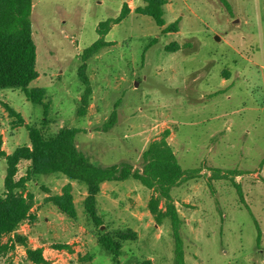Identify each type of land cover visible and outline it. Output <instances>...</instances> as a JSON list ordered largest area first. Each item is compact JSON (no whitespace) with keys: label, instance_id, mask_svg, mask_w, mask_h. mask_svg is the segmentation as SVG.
<instances>
[{"label":"rangeland","instance_id":"374dc122","mask_svg":"<svg viewBox=\"0 0 264 264\" xmlns=\"http://www.w3.org/2000/svg\"><path fill=\"white\" fill-rule=\"evenodd\" d=\"M227 1L230 11L220 0H166L162 27L133 11L112 25L104 38L111 44L86 61L92 93L80 116L82 50L98 38V22L116 17L123 2L134 9L142 0H32L38 77L29 87H42L47 104L32 103L17 87L0 88L2 148L10 153L29 144L27 125L46 137L76 127V146L92 163L129 161L140 168L144 149L168 130L165 141L181 167L200 168L197 178L171 190L182 219L185 264H264V0ZM176 19V32L162 31ZM170 42L179 48L165 50ZM4 104L21 114L23 124ZM112 111L114 124L105 130ZM28 164L18 163L15 178ZM5 167L0 157V195ZM212 168L237 170L234 180L249 208L231 181H211ZM68 182L73 219L45 201ZM26 191L33 195L34 219L18 230L29 246L42 248L47 264H114L85 216L82 185L53 173L32 176ZM155 196L132 178L100 188V230L136 233L123 242L119 264H173L169 222L157 224L148 208ZM11 237L4 235L2 243L9 245ZM0 264L34 263L15 245L0 252Z\"/></svg>","mask_w":264,"mask_h":264},{"label":"trees","instance_id":"16d2710c","mask_svg":"<svg viewBox=\"0 0 264 264\" xmlns=\"http://www.w3.org/2000/svg\"><path fill=\"white\" fill-rule=\"evenodd\" d=\"M220 2L230 11L227 0ZM166 0H142L133 12L150 16L155 24L162 27L165 24L164 4ZM32 0H0V88L17 87L26 98L35 104L46 106L44 102L45 90L42 87H29V83L38 77L35 68L36 47L31 31L30 15ZM130 12L126 2H123L119 14L114 18H107L98 22L96 32L98 38L85 47L80 55L81 63L78 67V76L82 83V92L77 107V115H84L90 102L92 88L85 71L86 61L101 48L111 44L105 41V35L111 26L121 21ZM177 19L167 24L163 32H176ZM165 50L175 51L179 48L177 42H170ZM8 114L15 117L14 122L23 124L20 113L8 104H4ZM115 111L104 123V129L114 124ZM29 144L18 145L10 153L2 148L0 138V157L5 160L6 167L3 175V192L0 195V252L20 245L24 248L27 259L34 264H47L42 254V248H33L28 245L24 233H20L19 225L27 220H33L31 208L33 195L26 191V184L35 175L59 174L69 181H74L85 188L86 196L83 200L85 216L97 228V242L111 255L114 264H119L123 242L136 239V233L130 229L105 231L100 230L103 220L97 212V195L101 184L108 181H122L132 178L148 189H152L156 196L151 198L148 208L154 215L155 222L160 224L164 219L169 222L173 241V264H185L183 240L180 235L182 219L178 214L171 196V190L200 175V168L183 169L171 147L165 141L168 130L163 132L159 140L151 141L142 152L140 168H135L129 161L103 166L92 163L76 146L75 136L79 132L76 127H62L52 136H44L35 126H26ZM21 160L29 162L25 174L15 178L17 165ZM264 162V160H263ZM239 175L237 170L212 168L209 176L212 180L228 179L236 188L240 203L245 204L243 192L234 177ZM208 180L210 190H213ZM60 213L68 218L76 217L75 205L71 193V184L62 186L61 194L46 197ZM162 202V208L159 203ZM257 245L260 244L261 231L256 223ZM12 234L8 243H2V237ZM64 247L65 245H61ZM60 246V247H61Z\"/></svg>","mask_w":264,"mask_h":264},{"label":"crops","instance_id":"0c3cea01","mask_svg":"<svg viewBox=\"0 0 264 264\" xmlns=\"http://www.w3.org/2000/svg\"><path fill=\"white\" fill-rule=\"evenodd\" d=\"M126 2H128V1H126ZM131 2H132V0H131ZM127 5H128V7L130 8V12H129V14H128V16H129V15L132 14L133 9L131 8V5H130L129 3H127ZM32 8H33V2H32ZM108 34H109V32L106 34V36H107ZM104 183H105V182H103V183L101 184V188H102V186H103Z\"/></svg>","mask_w":264,"mask_h":264},{"label":"water","instance_id":"95a60500","mask_svg":"<svg viewBox=\"0 0 264 264\" xmlns=\"http://www.w3.org/2000/svg\"><path fill=\"white\" fill-rule=\"evenodd\" d=\"M216 38L219 39L218 36H216Z\"/></svg>","mask_w":264,"mask_h":264}]
</instances>
